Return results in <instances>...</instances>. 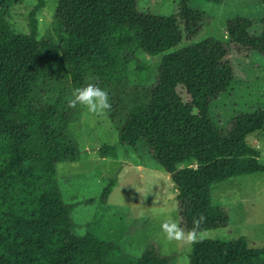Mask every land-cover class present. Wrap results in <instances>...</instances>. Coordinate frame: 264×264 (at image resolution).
<instances>
[{
  "label": "trees",
  "instance_id": "16d2710c",
  "mask_svg": "<svg viewBox=\"0 0 264 264\" xmlns=\"http://www.w3.org/2000/svg\"><path fill=\"white\" fill-rule=\"evenodd\" d=\"M24 1L0 0V264H171L154 246L140 258L127 255L95 222L86 236L74 234L75 205L63 202L56 166L79 155L67 136L77 105L68 101L89 83L117 91L118 143L135 150L146 144L170 174L181 229L226 226L228 212L214 207L212 187L264 173L260 150L247 141L264 129V108L234 117L225 131L211 110L236 81L225 59L233 52L264 56V20H230L227 40L205 38L170 53L183 42L191 0H178L167 17L139 12L138 0H57V42L39 39L35 17L29 34L12 28L9 12ZM36 1L34 15L47 0ZM140 52L167 55L155 83L123 92L134 82L129 75L146 71L133 68ZM190 264H264V247H249L245 237L197 239Z\"/></svg>",
  "mask_w": 264,
  "mask_h": 264
},
{
  "label": "rangeland",
  "instance_id": "374dc122",
  "mask_svg": "<svg viewBox=\"0 0 264 264\" xmlns=\"http://www.w3.org/2000/svg\"><path fill=\"white\" fill-rule=\"evenodd\" d=\"M36 5V0H25L11 8L8 20L12 28L19 34H29L35 17L39 39L57 42L55 14L59 2L47 0L34 15ZM179 6L178 0H138L139 12L162 17L175 15ZM189 9L192 18L188 25L186 21L182 23L183 42L170 53L205 38L227 40L230 20H264V4L259 0H222L221 3L191 0ZM256 30L259 33L261 28ZM166 55L137 53L133 68L144 66L146 71L129 75L134 82L128 86L126 82L121 91L132 93L134 85L141 88L140 84L155 83L158 67ZM225 61L233 66L236 81L211 110L223 131L228 130L234 117L264 108V56L233 52ZM106 92L110 107L101 112H88L77 104L67 136L79 155L56 166L63 202L75 205L71 219L77 237L86 236L89 225L95 222L127 255L140 258L149 246H154L159 255L171 259V264H190L197 239L234 241L245 237L249 247H264V173L241 176L212 187L214 207L228 212L226 226L184 232L170 174L157 164L146 144L135 150L118 143L121 126L114 113L118 109L114 101L117 91ZM247 141L260 150V162L264 164V129L249 135ZM106 145L116 146V150L107 152ZM111 181H114L111 194L102 203L101 197ZM168 220L175 221L182 230L179 238L169 236L162 229V223Z\"/></svg>",
  "mask_w": 264,
  "mask_h": 264
},
{
  "label": "clouds",
  "instance_id": "9594fccd",
  "mask_svg": "<svg viewBox=\"0 0 264 264\" xmlns=\"http://www.w3.org/2000/svg\"><path fill=\"white\" fill-rule=\"evenodd\" d=\"M68 103L71 106L79 104L88 112H101L110 107L108 93L100 86L92 83L75 88ZM161 227L169 236L174 235L179 238L182 234V230L177 227L173 220L165 221Z\"/></svg>",
  "mask_w": 264,
  "mask_h": 264
}]
</instances>
